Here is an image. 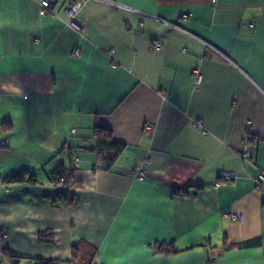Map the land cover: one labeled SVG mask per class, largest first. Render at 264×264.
I'll use <instances>...</instances> for the list:
<instances>
[{
    "label": "crops",
    "instance_id": "obj_1",
    "mask_svg": "<svg viewBox=\"0 0 264 264\" xmlns=\"http://www.w3.org/2000/svg\"><path fill=\"white\" fill-rule=\"evenodd\" d=\"M39 1L0 0V177L37 180L0 183V249L18 264H75L73 242L86 264H264V0H83L77 26L76 0L43 15ZM95 126L124 144L108 171L91 170ZM59 165L78 186L51 183Z\"/></svg>",
    "mask_w": 264,
    "mask_h": 264
},
{
    "label": "trees",
    "instance_id": "obj_2",
    "mask_svg": "<svg viewBox=\"0 0 264 264\" xmlns=\"http://www.w3.org/2000/svg\"><path fill=\"white\" fill-rule=\"evenodd\" d=\"M93 136L95 138L94 149L96 152V158L93 164L91 165V170L108 171L115 162L119 153L123 150L124 144L112 139L110 131L106 128L95 126L93 129ZM69 174L70 171H66V169L62 165H59L58 167L53 169L49 174L51 183L54 185L63 186L67 181H69L67 182V185L78 186V183H76V181H71ZM62 178L63 181L61 182ZM21 182H26L31 184L37 183L34 172L30 169H23L11 173L9 175H6L2 178L0 177V183L5 185L11 183H21ZM68 204L71 205L72 201H69ZM85 247H86L85 245H82L81 243H77V242H73L71 244V256L75 264L78 263L77 261L82 262V259L85 256L84 254L86 252ZM151 248L154 253H158V254H171L176 252L173 243L166 244L163 242H156L153 243ZM1 252L5 256L3 257L6 259V261L9 264H18L20 257L10 255L5 249H1ZM91 254L92 253H90L89 251V256ZM92 260L93 259L91 258L87 264H90ZM35 264H51V263H49L48 261L37 259L35 261ZM81 264H86V263L82 262Z\"/></svg>",
    "mask_w": 264,
    "mask_h": 264
},
{
    "label": "built area",
    "instance_id": "obj_3",
    "mask_svg": "<svg viewBox=\"0 0 264 264\" xmlns=\"http://www.w3.org/2000/svg\"><path fill=\"white\" fill-rule=\"evenodd\" d=\"M52 1H56V0H52ZM211 3H214L215 0H210ZM50 3L51 0H40L39 1V14L43 15L45 13H52V10L50 8ZM83 3V0H76L74 3H72L69 8L66 10L67 14L70 18L69 22L71 25L73 26H77V23L74 20V15L77 12V10L81 7ZM183 18H187L186 14L182 15ZM152 48H158L159 47V42L158 41H154L151 45ZM196 79L198 80L200 78V75L197 72H194ZM240 156L243 159H249L251 156L250 150L247 148L246 144L243 146V149L240 152ZM131 174L136 178L141 180L143 177V172L141 170H139L138 168H133L131 170ZM219 177L223 178L224 180H230L233 179L236 175L234 172L232 171H219ZM63 181V178L61 179V182ZM264 181V172L257 169V173L256 176L254 178V187L255 188H259L261 186V183ZM229 218L231 219H238L240 217L239 213H229L228 215ZM90 264H105L103 263L101 260H99L98 258H94Z\"/></svg>",
    "mask_w": 264,
    "mask_h": 264
},
{
    "label": "rangeland",
    "instance_id": "obj_4",
    "mask_svg": "<svg viewBox=\"0 0 264 264\" xmlns=\"http://www.w3.org/2000/svg\"><path fill=\"white\" fill-rule=\"evenodd\" d=\"M4 255L2 254L1 252V249H0V264H9L6 259L3 257ZM20 264H28L26 261H22V263Z\"/></svg>",
    "mask_w": 264,
    "mask_h": 264
}]
</instances>
